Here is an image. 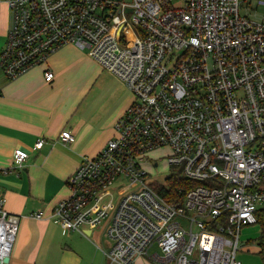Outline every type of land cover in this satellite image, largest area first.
<instances>
[{
  "label": "built area",
  "instance_id": "built-area-1",
  "mask_svg": "<svg viewBox=\"0 0 264 264\" xmlns=\"http://www.w3.org/2000/svg\"><path fill=\"white\" fill-rule=\"evenodd\" d=\"M7 1L12 24L0 64L8 77L74 43L134 96L115 136L69 176L56 222L86 233L109 218L112 264H139L141 256L152 264H242L241 229L264 217V15L241 13V0ZM44 76L52 81L55 72ZM159 147L170 148L171 168L199 182L183 199L169 197V176L160 182L144 165ZM28 156L17 148L15 164ZM6 201L0 190V264L19 229Z\"/></svg>",
  "mask_w": 264,
  "mask_h": 264
},
{
  "label": "crops",
  "instance_id": "crops-1",
  "mask_svg": "<svg viewBox=\"0 0 264 264\" xmlns=\"http://www.w3.org/2000/svg\"><path fill=\"white\" fill-rule=\"evenodd\" d=\"M11 24V6L0 0V57ZM46 69L55 72L52 81L45 79ZM133 100L124 80L74 43L15 78L0 64V190L7 197L4 208L19 222L7 264H112L105 254L113 244L106 235L109 218L82 233L64 230L53 214L71 194L69 176L115 136L116 123ZM65 129L74 134L70 142L62 141ZM17 148L29 153L21 167L14 161ZM151 152L144 162L150 172L160 157ZM237 257L242 264H264L260 222L242 227Z\"/></svg>",
  "mask_w": 264,
  "mask_h": 264
},
{
  "label": "rangeland",
  "instance_id": "rangeland-1",
  "mask_svg": "<svg viewBox=\"0 0 264 264\" xmlns=\"http://www.w3.org/2000/svg\"><path fill=\"white\" fill-rule=\"evenodd\" d=\"M261 0H241L240 3V12L244 14H248L250 17L254 18L255 20H261L264 15V4L260 2ZM249 6L250 8H247ZM86 50H89L87 48H84ZM169 152L168 147H162L160 149L154 150L152 155L154 157H159L157 160L158 165L152 167V173L154 179L165 182V179L171 174V166L166 162L165 156ZM156 162V161H155ZM123 182H127L126 180H123ZM116 186H120V183L117 182ZM245 232V231H244ZM244 232H242V236L244 235ZM248 234H254L256 235V232H248ZM257 236H254L253 238L256 239ZM257 241V239H256ZM140 258H143L146 261L145 256H141ZM146 258V259H145ZM138 262V261H137ZM149 262V263H148ZM140 264V262H138ZM7 264V263H6ZM145 264H152L150 261H146Z\"/></svg>",
  "mask_w": 264,
  "mask_h": 264
},
{
  "label": "trees",
  "instance_id": "trees-1",
  "mask_svg": "<svg viewBox=\"0 0 264 264\" xmlns=\"http://www.w3.org/2000/svg\"><path fill=\"white\" fill-rule=\"evenodd\" d=\"M167 182L169 184V190H167V193L169 197L171 198H179L183 199L185 196L186 191L191 188L192 186L196 185L199 182L193 181L185 176L183 172H181V169L173 166L171 168V175L167 178ZM162 188L161 193L165 196L166 190ZM183 189V191H180ZM260 223L263 226V232H264V217L260 219Z\"/></svg>",
  "mask_w": 264,
  "mask_h": 264
},
{
  "label": "water",
  "instance_id": "water-1",
  "mask_svg": "<svg viewBox=\"0 0 264 264\" xmlns=\"http://www.w3.org/2000/svg\"><path fill=\"white\" fill-rule=\"evenodd\" d=\"M3 261H4L5 263H9V261H10V255H6V256H4ZM0 262H1V259H0Z\"/></svg>",
  "mask_w": 264,
  "mask_h": 264
}]
</instances>
